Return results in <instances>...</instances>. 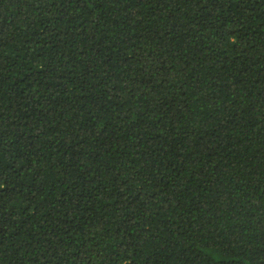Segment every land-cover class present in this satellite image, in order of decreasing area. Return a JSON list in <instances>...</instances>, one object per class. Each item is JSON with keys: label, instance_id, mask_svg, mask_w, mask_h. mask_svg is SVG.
I'll list each match as a JSON object with an SVG mask.
<instances>
[{"label": "trees", "instance_id": "obj_1", "mask_svg": "<svg viewBox=\"0 0 264 264\" xmlns=\"http://www.w3.org/2000/svg\"><path fill=\"white\" fill-rule=\"evenodd\" d=\"M0 264H264V0H0Z\"/></svg>", "mask_w": 264, "mask_h": 264}]
</instances>
